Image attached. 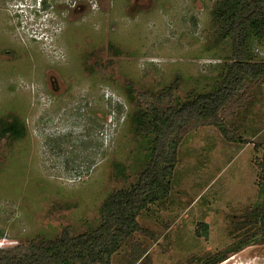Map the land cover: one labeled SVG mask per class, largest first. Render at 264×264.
Masks as SVG:
<instances>
[{
  "label": "rangeland",
  "instance_id": "1",
  "mask_svg": "<svg viewBox=\"0 0 264 264\" xmlns=\"http://www.w3.org/2000/svg\"><path fill=\"white\" fill-rule=\"evenodd\" d=\"M215 3L0 0V131L20 125L17 137L0 133V247L99 225L105 197L133 184L149 157L133 120L146 106L138 92L178 106L220 84L231 38L217 39ZM251 51L264 61V39ZM250 96L231 119L248 142L201 127L180 145L169 198L138 217L150 235L134 234L148 257L136 264H201L264 203L253 148L264 143V81ZM129 250L111 264H128ZM228 258L219 264H264V241Z\"/></svg>",
  "mask_w": 264,
  "mask_h": 264
},
{
  "label": "trees",
  "instance_id": "2",
  "mask_svg": "<svg viewBox=\"0 0 264 264\" xmlns=\"http://www.w3.org/2000/svg\"><path fill=\"white\" fill-rule=\"evenodd\" d=\"M212 16L218 27L217 39L231 38V56L220 84L178 106L161 107L159 96L150 101L147 94L138 92L146 106L134 112L133 120L138 131L150 137L151 148L134 183L105 197L100 223L94 229L74 233L66 225L53 238L0 247V264H111L113 255L126 243L128 264L147 261L146 248L134 234L150 232L138 217L148 206L169 198L179 147L188 135L201 127H214L228 141L248 142L232 128L231 119L249 102L253 86L264 81V61H254L251 51L252 40L264 39V0H216ZM19 131L20 125L14 121L6 123L0 133L17 137ZM253 148L261 150L264 158V143H253ZM233 231L234 240L204 256L201 264H219L264 241V203L254 205L242 223L233 225Z\"/></svg>",
  "mask_w": 264,
  "mask_h": 264
},
{
  "label": "bare ground",
  "instance_id": "3",
  "mask_svg": "<svg viewBox=\"0 0 264 264\" xmlns=\"http://www.w3.org/2000/svg\"><path fill=\"white\" fill-rule=\"evenodd\" d=\"M233 257H230V258H228L227 260H225V261H223V262H225V263H227L230 259H232Z\"/></svg>",
  "mask_w": 264,
  "mask_h": 264
},
{
  "label": "flooded vegetation",
  "instance_id": "4",
  "mask_svg": "<svg viewBox=\"0 0 264 264\" xmlns=\"http://www.w3.org/2000/svg\"><path fill=\"white\" fill-rule=\"evenodd\" d=\"M91 1V0H90Z\"/></svg>",
  "mask_w": 264,
  "mask_h": 264
}]
</instances>
